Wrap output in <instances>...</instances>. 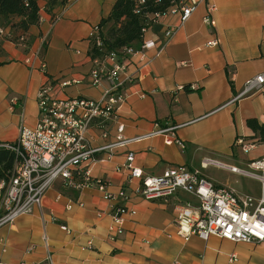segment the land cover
I'll return each mask as SVG.
<instances>
[{"label": "crops", "instance_id": "0c3cea01", "mask_svg": "<svg viewBox=\"0 0 264 264\" xmlns=\"http://www.w3.org/2000/svg\"><path fill=\"white\" fill-rule=\"evenodd\" d=\"M116 1L67 0L47 14L45 1L39 0V23L25 33L28 49L6 39L17 19L0 29V145L14 142L21 126H36V96L43 86H50L51 97L58 101H96L112 83L121 84L123 102L111 118L87 130L86 141L89 149L98 150L94 163H88L91 177L107 182L111 194L125 191L126 199L120 202L128 211L123 234L108 238L113 203L104 201L101 192L76 191L57 180L40 208L0 228V263L44 264L50 256L52 264H264V244L181 237L175 210L195 199L178 192L166 203L145 200L136 193L140 180L130 178L124 168L132 154V168L143 177L182 166L237 192L213 182V169H224L201 166L214 161L239 170L238 163L249 171L251 161L264 157V144H256L248 154L234 145L239 137L256 141L247 120L264 126V87L243 95L245 84L264 74V0H187L194 6L187 20L167 15L145 30L141 43L153 40L155 47L145 52L143 63L129 57L116 80L93 85L89 34ZM211 6L215 12L207 25L204 19ZM168 30L172 35L166 39ZM35 52L40 59H32ZM104 66L112 65L106 61ZM178 87L184 90L176 92ZM168 126L177 127L180 145L166 146L162 137L136 141ZM118 138L136 142L108 148ZM70 202L73 206L67 210ZM30 247L34 249L26 252ZM231 254L235 262H229Z\"/></svg>", "mask_w": 264, "mask_h": 264}, {"label": "built area", "instance_id": "2783aa9c", "mask_svg": "<svg viewBox=\"0 0 264 264\" xmlns=\"http://www.w3.org/2000/svg\"><path fill=\"white\" fill-rule=\"evenodd\" d=\"M204 1V0H202ZM142 3V2H141ZM194 11L193 4L188 1H178L163 13L152 16V24L167 15L180 14L185 21ZM215 12L213 6L209 7L204 22L210 23L209 15ZM58 18V17H57ZM54 18V20H58ZM145 32V31H144ZM0 34L2 32L0 31ZM98 28L95 26L89 34V41L100 45L97 38ZM172 31L165 32L164 37L169 39ZM1 36V35H0ZM153 40L143 41L139 48H127L123 51L122 63H118L117 56L110 53L102 59H93L94 68L89 74L93 85H98L103 80L113 82L119 73L125 71V62L129 57H136L143 63L145 52L154 49ZM39 52L33 54V60L38 59ZM40 59V58H39ZM108 61L112 66L106 69L104 63ZM31 68L33 63L25 61ZM41 71L45 69L42 61L39 63ZM133 76L129 77V80ZM67 85L66 83L64 86ZM121 84H113L103 96L96 101L73 98L58 101L51 97L50 86H43L37 93L38 121L35 127L21 126L14 142L2 144L14 154V164L10 176L0 181V228L10 225L23 215L30 214L33 208H40L46 193L52 184L60 180L62 186L76 191L93 188L103 194V200L113 203L110 207L112 225L108 229V238L114 240L123 234L125 216L128 211L120 202L126 199L123 189L116 194L106 191L107 182L91 177L88 163H94L93 155L98 150L89 149L86 141L87 130L96 122L111 118L123 102ZM264 87V74L250 80L245 84L243 95ZM195 89V86H190ZM184 90V87L176 88V92ZM176 126L158 128L142 138L141 141L153 137H162L164 144L180 145L175 131ZM118 134L122 128H117ZM135 140H121L108 148L123 147ZM234 145L240 148L243 154H248L255 147L254 143L247 142L244 138H237ZM127 164L124 168L129 172V177L140 180V187L136 190L139 197L148 201L168 202L178 192L191 195L195 203L184 202L176 211V226L178 234L183 238L196 236L206 241L209 236L217 237L232 243H256L264 244V196L255 200L248 196H237L234 191L216 186L206 180L199 172L189 171L179 166L166 170L161 176H142L140 170L132 168L133 155L128 154ZM250 173L242 172L233 167H226L217 162L207 161L201 167L213 166L227 170L233 174H243L258 179L264 187V157L250 162ZM76 205L82 206L80 202ZM73 203L67 204L70 210ZM51 221H55L51 217ZM70 234L66 226L59 227ZM44 241L45 238H43ZM30 247L26 252H31ZM236 255H229V262L236 261ZM1 264V263H0ZM44 264H52L51 257L45 259Z\"/></svg>", "mask_w": 264, "mask_h": 264}, {"label": "trees", "instance_id": "16d2710c", "mask_svg": "<svg viewBox=\"0 0 264 264\" xmlns=\"http://www.w3.org/2000/svg\"><path fill=\"white\" fill-rule=\"evenodd\" d=\"M39 0H0V29L13 19L18 21L10 25L13 33L6 38L15 45L28 46L26 34L29 28L39 23ZM45 12L58 6H64L67 0H43ZM179 0H117L107 18H103L98 28L97 38L100 45L90 41L89 56L100 58L114 53L118 63H122L123 51L127 48H138L143 33L152 25V16L163 13ZM142 2V3H141ZM246 126L253 132L252 143L264 144V126L256 120H247ZM246 140V139H245ZM13 152L0 147V181L7 179L12 173L14 164ZM121 205H123L121 203Z\"/></svg>", "mask_w": 264, "mask_h": 264}, {"label": "rangeland", "instance_id": "374dc122", "mask_svg": "<svg viewBox=\"0 0 264 264\" xmlns=\"http://www.w3.org/2000/svg\"><path fill=\"white\" fill-rule=\"evenodd\" d=\"M243 160L245 161V159ZM234 164L242 172H252L250 171V169L248 171L245 165H240L238 163ZM213 182H218L235 189L237 191L235 192L237 196H248L255 200H258L262 196H264V187H262L261 182L258 179H255L254 177H248L243 174H231L224 170L217 171L213 169Z\"/></svg>", "mask_w": 264, "mask_h": 264}]
</instances>
